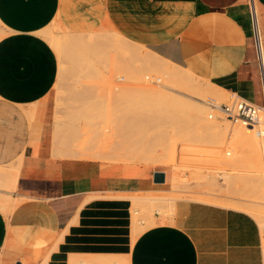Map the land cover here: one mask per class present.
<instances>
[{
  "label": "crops",
  "instance_id": "obj_1",
  "mask_svg": "<svg viewBox=\"0 0 264 264\" xmlns=\"http://www.w3.org/2000/svg\"><path fill=\"white\" fill-rule=\"evenodd\" d=\"M264 41V0H254ZM113 31L129 43L260 105L247 0H0V169L20 160L16 205L0 210V264H68L125 255L128 264H264L263 233L249 214L178 200L172 216L132 241L131 201L106 197L168 190L156 169L59 155L54 120H94L55 109L59 59L43 31ZM98 33V32H97ZM88 196L93 198L82 202ZM71 220V224H68Z\"/></svg>",
  "mask_w": 264,
  "mask_h": 264
},
{
  "label": "rangeland",
  "instance_id": "obj_2",
  "mask_svg": "<svg viewBox=\"0 0 264 264\" xmlns=\"http://www.w3.org/2000/svg\"><path fill=\"white\" fill-rule=\"evenodd\" d=\"M95 32L78 34L54 23L42 33L59 59L54 103L58 118L62 110H75L94 119L54 120L55 143L67 147L59 155L136 163L168 173L167 191L106 195L131 201L132 241L155 223L154 214L172 216L178 200L243 211L258 224L261 220L264 239V190L260 184L264 146L257 140L259 137L263 142L264 128L259 136L243 125L218 130L220 124L231 127L232 123L220 117L209 118L205 102H227L232 93L225 95V90L215 85L207 88L210 82L113 31ZM116 67L118 76L125 80L117 83L112 78L113 85L120 91L126 88L120 94L115 92L117 95L108 85ZM226 152L231 157L227 158ZM16 163L8 170L0 169V187H14L20 160ZM197 171L202 175L195 178ZM10 183L12 188L7 186ZM7 196L0 194V210L6 217L15 207L5 201H15ZM92 198L86 197L81 205ZM109 256L112 259H106L107 264H128L125 255ZM98 259L70 256L68 264H98Z\"/></svg>",
  "mask_w": 264,
  "mask_h": 264
},
{
  "label": "built area",
  "instance_id": "obj_3",
  "mask_svg": "<svg viewBox=\"0 0 264 264\" xmlns=\"http://www.w3.org/2000/svg\"><path fill=\"white\" fill-rule=\"evenodd\" d=\"M250 14L251 37L255 58L258 64L262 103L260 105L250 102L236 93H232L227 102L217 103L213 99H207L206 107L209 109V118L220 117L229 120L231 123H238L244 126L256 127L257 134L259 126L264 127V41L259 18L256 13L254 0H247ZM263 116V120L261 118ZM262 121V122H261ZM229 155V152H226Z\"/></svg>",
  "mask_w": 264,
  "mask_h": 264
},
{
  "label": "bare ground",
  "instance_id": "obj_4",
  "mask_svg": "<svg viewBox=\"0 0 264 264\" xmlns=\"http://www.w3.org/2000/svg\"><path fill=\"white\" fill-rule=\"evenodd\" d=\"M256 13H257V8H256ZM257 17H258V14H257ZM2 31H0V33H1ZM44 32V31H43ZM2 35V33L0 34V36ZM68 38H69V36H67ZM70 37H72V35L70 36ZM60 57V56H59ZM119 69H118V67H116V68H114L113 70H112V74H111V78H110V82H109V86H111V87H113V89H112V92L114 91V94H116V93H119L120 94V92H122V91H124L126 88H124V90H122V91H120V89L118 88V86H116L115 84L113 85V81L114 80H112V78L114 79L115 78V81H117V83H120V81H124L125 79L124 78H120L119 76H118V71ZM111 84V85H110ZM110 87V88H111ZM132 87V86H131ZM206 87L208 88V87H214V85H212L211 83H206ZM215 88H216V86H215ZM111 91V90H110ZM116 92V93H115ZM226 93H228V92H226L225 91V95H226ZM117 95V94H116ZM218 103V102H217ZM207 114H205V116H206ZM204 116V119H206L207 120V122L209 121V119H208V117H205ZM261 118H262V120H263V116H261ZM206 120H204V121H206ZM213 120H215V119H213ZM226 120V119H225ZM227 121H229V120H227ZM230 122V121H229ZM262 122V121H261ZM236 125H242V124H238V123H232V126L231 127H229V124L228 123H226V124H220V126H219V128H218V130H234L235 129V127H236ZM244 126V125H243ZM245 127H247V128H250V129H252V130H256V132H257V129H256V127H254V128H252V127H249V126H245ZM262 128H264L263 126H259V128H258V130H259V133L262 131ZM258 136L260 135V134H257ZM257 140L259 141V143L262 145V146H264V139H262L263 140V142L261 143V140H260V138L258 137L257 138ZM261 154H262V157L264 158V152L262 151L261 152ZM226 157L227 158H229V157H231V153L229 152V155H226ZM264 160V159H263ZM203 162V161H202ZM209 161H207V166L209 165V163H208ZM204 163H205V161H204ZM243 163V162H242ZM246 163H248L247 161H246ZM261 163H264V161L262 162L261 161ZM228 164H230V163H228ZM228 164H226L227 165V167H228ZM193 165V164H192ZM233 165V164H232ZM232 165H229V166H232ZM241 165V164H240ZM246 165V164H245ZM203 167V166H202ZM233 167V166H232ZM200 168V167H199ZM231 168V167H230ZM232 169H234V168H232ZM231 170V169H230ZM195 171V170H194ZM201 171V170H200ZM262 171V170H261ZM202 175V173H200L199 171H197L194 175H195V178L196 177H198L199 175ZM228 174V173H227ZM231 174V173H230ZM192 175H193V173H192ZM229 175H226V177H228ZM15 177V176H14ZM14 177H12V178H14ZM201 177H203V176H201ZM231 177V176H230ZM11 178V179H12ZM204 178V177H203ZM202 178V179H203ZM14 181V180H13ZM254 181V180H253ZM12 182V181H11ZM14 183V182H13ZM260 184L262 185V187H263V190H264V175H262V177L260 178ZM9 188H12V186L13 185H11V183L10 184H8L7 185ZM7 197H10V196H7ZM3 200H5V198L3 199ZM5 201H7L8 203H13V204H15L16 205V201H13V202H11V200H10V198H6V200ZM262 209V208H261ZM159 212V211H158ZM263 219V218H262ZM263 221V220H262ZM154 222V221H153ZM260 222H261V220H260ZM260 222H259V225H260ZM257 223H258V221H257ZM262 224V223H261ZM264 224V223H263ZM263 226V225H262ZM260 227H261V225H260ZM263 229V228H262ZM141 231V230H140ZM264 240V239H263ZM106 259H108V260H111L112 258L109 256V255H105V254H103L102 256H99V259H98V261H99V263L98 264H107V262H106ZM43 264V263H42ZM44 264H48V261L46 260V262L44 263ZM109 264H114V263H109Z\"/></svg>",
  "mask_w": 264,
  "mask_h": 264
},
{
  "label": "water",
  "instance_id": "obj_5",
  "mask_svg": "<svg viewBox=\"0 0 264 264\" xmlns=\"http://www.w3.org/2000/svg\"><path fill=\"white\" fill-rule=\"evenodd\" d=\"M152 180L155 183H162L165 181V173L162 171H155L152 174Z\"/></svg>",
  "mask_w": 264,
  "mask_h": 264
}]
</instances>
